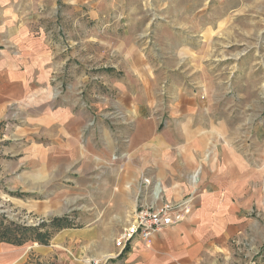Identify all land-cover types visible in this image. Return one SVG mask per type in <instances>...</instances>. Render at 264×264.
<instances>
[{"label": "crops", "instance_id": "obj_1", "mask_svg": "<svg viewBox=\"0 0 264 264\" xmlns=\"http://www.w3.org/2000/svg\"><path fill=\"white\" fill-rule=\"evenodd\" d=\"M52 2L0 0V126L9 105L21 109L24 115L22 124L0 129V152L11 158L5 170L9 185L29 193L45 191L53 182L62 181L78 180L94 186L96 173L100 185L107 184L108 203L131 206L130 218L135 182L144 174L165 189L168 200L186 202L184 219L146 240L133 239L123 255L108 264H232L230 257L238 251L232 248V242L244 237L243 232L252 226L248 212L256 210L264 216V143H258V132L255 137L253 118L237 116L232 108L228 116L218 112L227 105L214 100L221 97V91L206 90L203 81L194 79L193 83L203 86L204 100L199 99L201 92H187L180 85L173 88L170 83L166 92L171 100L162 108L152 92L154 70L143 68L147 59L133 49L123 51L121 44L114 55L123 58L139 77V92L144 99L137 104L130 92L121 94L125 103H117L131 116L123 129L127 143L119 144L127 152V160L122 167L103 165L101 157L107 158L116 150L110 130L102 125L96 139L93 132L83 145L88 112L78 107L77 97L55 100L58 95L47 83L58 69L50 63L55 54H51L43 36L32 34L36 21L31 16H38L39 7L42 12ZM60 3L87 6L85 12L93 17L95 10L103 15L120 9L115 7V0ZM104 3L113 4L106 5L112 10H103ZM194 50L180 45L170 51L167 59L174 65L167 70L178 69L189 76L186 68L180 67L183 61L192 62V57L198 56ZM245 107L251 108L252 103ZM78 234L74 235L80 237ZM88 243L92 242L60 249L66 250L62 255L70 264H87L78 257L95 259L117 251L113 241L106 248H89ZM16 257L11 248L0 247V264H14Z\"/></svg>", "mask_w": 264, "mask_h": 264}, {"label": "rangeland", "instance_id": "obj_2", "mask_svg": "<svg viewBox=\"0 0 264 264\" xmlns=\"http://www.w3.org/2000/svg\"><path fill=\"white\" fill-rule=\"evenodd\" d=\"M115 1L119 12L114 9L102 15L95 10L94 17L85 12L87 6L78 8L60 0L47 4L42 12L39 7V15L31 16L36 21L32 34L43 36L51 54H55L50 63L58 69L47 82L58 95L55 100L77 97L78 107L89 114L82 132L83 145L93 132L96 139L102 125L114 138L116 150L107 158L101 157L103 165L122 167L127 160V152L119 144L127 143L123 129L131 116L117 103H125L121 94L130 92L137 104L144 99L139 92V77L123 58L114 55L121 44L123 51L133 49L147 59L143 68L154 70L151 91L162 108L171 100L166 92L170 83L173 88L180 85L181 90L201 92L199 99L204 100L203 86L192 82L203 81L206 90L221 91V97L214 100L227 105L218 112L228 116L232 108L237 116L253 118L255 137L258 132V143H264V0ZM103 5V10H112L106 5L113 4ZM106 23L110 24L102 26ZM180 45L197 49L194 53L198 56L194 55L192 62L180 64V69L186 68L194 78L178 69L167 70L174 65L167 59L169 52ZM197 63L206 73L197 68ZM247 103L252 107L247 109ZM6 116L1 130L8 124L24 122L23 112L16 106L9 105ZM10 161L0 152V247L14 250V264H70L62 255L66 250L60 248H76L86 240L92 242L89 248L114 244L129 220L131 206L109 204L107 184L100 185L96 173L94 186L78 180L62 181L53 182L45 191L29 193L9 185L5 170ZM143 177L149 176L137 177L133 207L137 182ZM248 214L253 227L245 228L244 237L239 235L240 239L232 242V248H238L230 257L232 264H264V216L256 210ZM83 246L80 248H86ZM83 258L78 260L90 264Z\"/></svg>", "mask_w": 264, "mask_h": 264}, {"label": "built area", "instance_id": "obj_3", "mask_svg": "<svg viewBox=\"0 0 264 264\" xmlns=\"http://www.w3.org/2000/svg\"><path fill=\"white\" fill-rule=\"evenodd\" d=\"M136 192L134 211L114 239L117 251L100 259H87L90 264H108L110 260L121 257L133 239L138 237L146 240L184 219L186 202L168 200L165 197V189L159 183L143 177L137 182Z\"/></svg>", "mask_w": 264, "mask_h": 264}, {"label": "trees", "instance_id": "obj_4", "mask_svg": "<svg viewBox=\"0 0 264 264\" xmlns=\"http://www.w3.org/2000/svg\"><path fill=\"white\" fill-rule=\"evenodd\" d=\"M61 221H62V220H60V219H53V220H52V222H61ZM6 242H7V243H10L11 241H10V242L6 241Z\"/></svg>", "mask_w": 264, "mask_h": 264}]
</instances>
